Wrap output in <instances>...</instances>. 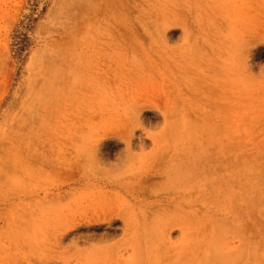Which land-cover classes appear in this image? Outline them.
Masks as SVG:
<instances>
[{
  "label": "rangeland",
  "instance_id": "1",
  "mask_svg": "<svg viewBox=\"0 0 264 264\" xmlns=\"http://www.w3.org/2000/svg\"><path fill=\"white\" fill-rule=\"evenodd\" d=\"M129 118L141 165L120 139ZM144 135L157 136L161 166ZM81 137L111 142L113 166L99 167L137 177L143 206L120 198L121 217L86 224L82 191L61 189L78 177ZM263 168L264 0H0V264H61L64 252L68 264H136L130 244L153 243L166 247L155 264H264ZM91 248L109 249L88 263Z\"/></svg>",
  "mask_w": 264,
  "mask_h": 264
},
{
  "label": "bare ground",
  "instance_id": "2",
  "mask_svg": "<svg viewBox=\"0 0 264 264\" xmlns=\"http://www.w3.org/2000/svg\"><path fill=\"white\" fill-rule=\"evenodd\" d=\"M115 10V9H114ZM252 11V10H251ZM118 18V17H117ZM124 20V19H123ZM128 23V22H127ZM124 33V32H123ZM126 34V33H125ZM190 36V35H189ZM188 36V37H189ZM114 37V36H113ZM158 40V39H157ZM190 40V39H189ZM161 41V40H160ZM159 45V44H158ZM161 45V44H160ZM162 46V45H161ZM195 47V46H194ZM154 47H152V49H153ZM155 49V48H154ZM204 49V48H203ZM195 50V49H194ZM198 51V49H196V52ZM213 56V55H212ZM218 59V58H217ZM216 59V60H217ZM216 60H215V62H216ZM204 62H206V61H204ZM211 62H212V60H211ZM214 62V61H213ZM212 62V63H213ZM218 62V61H217ZM212 63H210V64H207V65H209V67H208V73L209 74H211V72L213 71L212 69L214 68V66H215V64L216 63H214V66H213V68H212ZM204 63H202V65H203ZM212 64V65H211ZM211 65V66H210ZM190 69H192V68H190ZM210 69V70H209ZM212 70V71H211ZM203 75V74H202ZM205 76H208V74L206 75H204L203 76V78L205 79V80H208V79H206L205 78ZM200 78V77H199ZM210 79V78H209ZM212 79V78H211ZM200 80H202V79H200ZM199 80V81H200ZM204 80V81H205ZM213 80V79H212ZM217 80H219V79H217ZM196 82H199V81H197V79L195 80ZM194 81V82H195ZM203 82V81H202ZM218 82V81H217ZM204 83V82H203ZM220 83H221V81L219 80V82H218V84L220 85ZM223 84L222 85H224V82H222ZM195 84V83H194ZM198 85H200L199 83H197ZM205 84V83H204ZM215 84H217V83H215ZM202 85V84H201ZM200 85V86H201ZM207 85V84H206ZM208 85H210V89H211V84H208ZM208 85L207 86H205L206 88L208 87ZM195 86H197V85H195ZM201 87H203V89H205L204 88V86H201ZM221 87V86H220ZM219 86H217V88L219 89L220 88ZM225 87V86H224ZM222 88V87H221ZM210 89H209V91H210ZM213 93H214V95L216 96V92H215V89H214V91H213V89L211 90ZM223 91L225 92V90L223 89ZM217 92H218V90H217ZM223 92V93H224ZM193 93V92H192ZM211 92H209L208 94H210ZM212 93V94H213ZM221 93V92H220ZM222 93V95H224ZM214 95H210V97L211 96H214ZM3 96V95H2ZM227 96V95H226ZM195 97V96H194ZM223 96H221V98H222ZM218 98V97H217ZM225 98V97H224ZM219 100H221L220 98H218ZM222 100L224 101V99L222 98ZM218 104V103H217ZM223 104V103H222ZM224 104H225V102H224ZM223 104V108H225L226 109V107H225V105ZM210 105H211V103H210ZM212 106V105H211ZM218 105H216V106H213L214 108H216ZM219 106H221L220 104H219ZM222 108V109H223ZM225 109H224V111H225ZM162 110H163V108H162ZM220 111V110H219ZM222 112V111H221ZM171 113V112H170ZM225 113V112H224ZM172 115V114H171ZM225 115V114H224ZM223 115V116H224ZM166 116V115H165ZM168 116V115H167ZM165 117V119L167 118V119H169L168 117ZM170 116V115H169ZM209 116V115H208ZM222 116V117H223ZM7 117V116H6ZM174 117V116H173ZM225 117V116H224ZM224 117H223V120H221V116H220V118L218 119V121H217V123H216V125H213V126H216L215 127V132L216 131H218V128L219 127H222L221 125H223V124H221L222 122L224 123V124H226V117H225V119H224ZM172 117H170V119H171ZM166 119V120H167ZM197 119V122H198V117L196 118ZM166 120H165V122H166ZM81 121V120H80ZM175 121V120H174ZM172 122V124L173 123H175V122ZM169 122V121H168ZM193 122V121H192ZM192 122H191V125H192ZM215 122V121H214ZM221 122V123H220ZM171 123V122H170ZM188 123V122H187ZM194 123L195 122H193V125H194ZM186 125V124H185ZM188 125H190V124H188ZM190 125V126H191ZM192 125V126H193ZM203 125H205V124H203ZM220 125V126H219ZM226 125H228V124H226ZM6 126V125H5ZM127 126V125H126ZM196 126H198V124H196ZM170 127V129H169V131L168 130H164L165 131V133L167 134L168 132H169V134H171L170 133V130H171V125L169 126ZM186 127V126H185ZM201 127H203V126H201ZM224 127V126H223ZM165 128H168V127H166V125H165ZM194 128L196 129L197 127H195L194 126ZM205 128H206V126H205ZM217 128V129H216ZM179 129V127H176V125H174V128H173V132H176L177 130ZM193 129V128H192ZM137 130V123L134 121V119L132 120V118H129V125H128V128H127V130H126V132L123 134V135H121V140L123 141V142H125V150H126V155H127V161H128V163H130V165H135L136 163H139L140 165L141 164H144L145 163V159H144V157H141V156H134V155H132V149H133V144H134V142H132V139H133V137H134V132ZM223 130V129H222ZM221 130V131H222ZM87 131V130H86ZM172 131V130H171ZM179 131V130H178ZM223 131H225V130H223ZM100 132V131H99ZM172 132V133H173ZM101 133V132H100ZM178 133V132H177ZM212 133V132H211ZM214 133V132H213ZM216 135L217 134H219V136H220V134L221 133H215ZM228 134V133H227ZM8 135V134H7ZM172 135H174V133L172 134ZM223 135L221 134V136L220 137H222ZM171 137V136H170ZM230 137V136H229ZM83 138L84 137H81V139L82 140H80L79 141V143H76V144H78L77 146H76V150H77V152H76V169H77V172H78V177L76 176V178H75V180H74V182H73V184H66V183H64V184H62V186H61V189H63V188H68L69 190H73L74 188H77V189H80L81 191H82V194H81V198H83L84 200H85V202H86V204H87V206L89 207V209H90V211H92V216H90L88 219H87V221H86V224L87 225H91L93 222H99V223H103V222H112L113 220H115V218H118V217H121L122 215H120V213H119V211H117V209H115V203L120 199V198H128V199H130V201H134L133 202V206H134V208L136 207V206H143V201H139L138 200V194H139V192H136V190L134 189V187H131V186H128V184H130V183H128L129 181H131L132 179L133 180H137V177H126V175H124L123 177H109L108 175L111 173V171H109V170H105V169H102V168H100L99 167V165H105V166H113V164H112V158H113V149H112V147H111V145H110V143L111 142H109V141H107V142H104V141H102L101 139H95L94 140V142L88 147V148H86V147H84V140H83ZM173 138H174V136H173ZM148 139H151V141H152V145H153V148H154V152H153V157L154 158H158V164H160L159 166H161V162H160V160L161 159H163V158H161V159H159L161 156H159L158 154H159V142H158V140H157V136H153V137H149L148 135H144V138H142V137H140L139 136V138H138V143L140 144V145H142V146H144V144L146 143V141L148 140ZM220 140H221V138H219ZM137 141V140H136ZM204 141V140H203ZM203 141H202V143H203ZM222 141H224L223 139H222ZM8 142V141H7ZM148 142V141H147ZM215 142V141H214ZM204 144V143H203ZM205 144H207L206 142H205ZM234 145V144H233ZM3 148V147H2ZM215 148V147H214ZM142 149V148H141ZM231 149V148H230ZM119 156L116 158V161L118 160V161H121L120 159H121V157H122V151H120L119 150ZM226 153V152H225ZM224 153V154H225ZM164 154V153H163ZM223 154V153H222ZM227 154V153H226ZM164 156V155H163ZM162 156V157H163ZM211 156V155H210ZM214 155H212L211 157H213ZM211 157H209L208 159H210ZM220 159V158H219ZM226 159V158H225ZM238 159H240L239 158V156H238V158L237 159H235V161H237L238 163L240 162ZM227 160H228V158H227ZM36 161V160H35ZM223 161V160H222ZM229 161V160H228ZM227 161V162H228ZM231 161H233L232 159H231ZM235 161H233V162H235ZM160 162V163H159ZM230 162V161H229ZM209 163V162H208ZM212 163V162H211ZM224 163V162H223ZM19 164V163H18ZM29 164V163H28ZM154 167H156V166H154ZM150 168H152V166L150 167ZM161 168V167H160ZM162 169V168H161ZM222 169V168H221ZM264 169V168H263ZM153 171V170H152ZM151 172V171H150ZM155 174L156 175H161L162 173L160 172V170H159V168H156V170H155ZM72 175V174H71ZM130 176V175H129ZM66 177V176H65ZM155 178H160V177H155ZM154 178V179H155ZM7 180V179H6ZM9 180V179H8ZM46 181V180H45ZM12 182V181H11ZM3 183V182H2ZM8 183V182H7ZM3 186V185H2ZM131 187V188H130ZM71 188H73V189H71ZM219 190V189H218ZM44 192V191H43ZM67 193L68 192H66V191H63L62 192V194H65V195H67ZM107 193H113L112 195H113V197L111 196V195H109V194H107ZM59 195H61V194H59ZM80 195V194H79ZM143 195V194H142ZM157 197V196H156ZM173 197V196H172ZM166 200H167V203H168V206L169 207H172V208H177V207H179V201L181 200V197L179 196H177V197H174L173 199H169V197H166ZM185 200V199H184ZM194 201V200H193ZM197 201V200H196ZM122 202V201H121ZM157 203H162L161 201H159V202H157ZM190 203V202H189ZM209 207V206H208ZM210 208V207H209ZM212 208V207H211ZM200 210V209H199ZM177 211V210H176ZM215 211V210H214ZM64 212V211H63ZM199 213V212H198ZM176 214V213H175ZM75 220H72V223H70V224H67L66 226H65V230H64V232H63V234H62V238L57 242V246L58 247H62V243H63V239L66 237V235L68 234V232H69V229H71L73 226H75V222H74ZM175 221V222H174ZM172 220V222H169V224H168V228H166L167 230V232H166V236L165 235H163V242H165L166 243V246L167 247H169L171 244H170V239H169V236H170V234L172 233V231H174V227L175 226H180V224H179V221H178V218L176 219V220ZM133 220L132 219H130L129 217L128 218H124V227H125V229H124V235L125 236H127L128 238H131V237H133V234H134V232L135 231H133V230H135V228H136V226H134L133 225ZM192 224H194V223H192ZM133 225V226H132ZM222 225V224H221ZM216 229V228H215ZM219 230V229H218ZM220 231V230H219ZM219 231H217V232H219ZM222 231V230H221ZM214 232H216V231H214ZM192 234H194V233H192ZM191 234V235H192ZM199 234V233H198ZM221 234V233H220ZM188 235V234H187ZM190 235V234H189ZM188 235V236H189ZM223 235V234H222ZM164 236L166 237V238H164ZM194 236V235H193ZM192 236V237H193ZM198 236V235H197ZM219 236H221V235H219ZM218 236V237H219ZM157 237H158V235H157ZM191 237V236H190ZM207 238H208V236H207ZM207 238H205L204 239V241L207 239ZM212 238H215V237H212ZM75 240H78V239H80V237H75L74 238ZM166 239V240H165ZM194 240H195V238H193ZM210 239V238H209ZM208 239V240H209ZM217 239V238H216ZM197 240H198V237H197ZM192 241V240H191ZM217 241H219V239L217 240ZM221 241V240H220ZM164 243V244H165ZM193 243V242H192ZM214 243L215 242H213V244H211V245H214ZM209 244V243H208ZM218 244V243H217ZM74 245H78V243L77 242H75V244ZM155 244L153 243L152 245H150L149 247H146V248H144V250L142 251H140V248H141V246L142 245H135V244H130V247H131V250H132V255L131 256H134L135 258H137V257H140V258H142V259H139L138 261H137V263L136 264H155V261H156V259H157V255H158V253H159V251L160 250H162L163 249V247H165V246H163L162 244H160L161 246L160 247H155L154 246ZM189 245H190V243H189ZM194 245H195V243H194ZM215 246V245H214ZM115 246H113L112 248L113 249H115L114 248ZM162 248V249H161ZM205 248H208V246L206 245V247ZM211 250L209 251L210 253H212L213 251H212V248L211 247H209ZM215 248V247H214ZM217 248V247H216ZM58 249V248H57ZM66 250H67V252H68V249L67 248H65ZM76 249H78L77 247H76ZM109 249V248H108ZM108 249L107 248H103V249H96V248H91L90 249V251H88L87 253H86V258H87V261H88V263H91L92 261H94V259L93 258H97V260H99L98 258H99V256L100 255H102V254H106V252L108 251ZM165 249H166V247H165ZM164 249V250H165ZM212 251V252H211ZM161 252V251H160ZM164 253L165 252H163V250H162V254H161V256L163 257V255H164ZM214 253H215V251H214ZM82 252L81 251H79V250H77L76 251V255H77V260H81L82 259ZM94 255V257H92ZM211 255H213V254H211ZM219 255H220V253H219ZM228 255V254H227ZM226 255V256H227ZM142 256V257H141ZM210 256V255H209ZM221 256V255H220ZM217 257H219V256H217ZM217 257H216V259H217ZM164 258H166V259H168L167 261H169V258H171V256H168V258L166 257V255L164 256ZM223 258V257H222ZM225 258V257H224ZM166 259H161V262H162V260H166ZM209 259V258H208ZM216 259L213 261L214 263H217V264H224V262L223 263H219L220 261H222V260H224V259H222V260H220V261H218L217 260V262H216ZM218 259H220V258H218ZM55 260H57V261H59L61 264H68V258H67V256H66V253L64 252V253H61V254H58V256L57 257H55ZM229 260V259H228ZM96 261V260H95ZM58 262V263H59ZM127 261L126 260H123L121 263L123 264V263H126ZM170 262V261H169ZM228 262V261H227ZM229 263V262H228ZM78 264H80V263H78ZM131 264H135L134 262H132Z\"/></svg>",
  "mask_w": 264,
  "mask_h": 264
}]
</instances>
